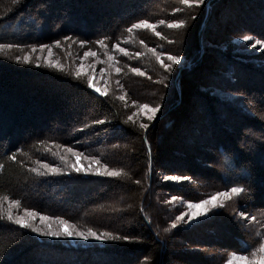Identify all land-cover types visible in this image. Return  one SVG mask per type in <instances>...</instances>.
<instances>
[{"label": "trees", "instance_id": "trees-1", "mask_svg": "<svg viewBox=\"0 0 264 264\" xmlns=\"http://www.w3.org/2000/svg\"><path fill=\"white\" fill-rule=\"evenodd\" d=\"M141 20L155 31H128ZM0 44L13 45L0 50V264H227L264 242V0H0ZM232 187L244 191L185 225L187 204ZM10 207L69 222L36 217L45 231L128 239L44 235Z\"/></svg>", "mask_w": 264, "mask_h": 264}, {"label": "snow or ice", "instance_id": "snow-or-ice-1", "mask_svg": "<svg viewBox=\"0 0 264 264\" xmlns=\"http://www.w3.org/2000/svg\"><path fill=\"white\" fill-rule=\"evenodd\" d=\"M10 2V5H17L18 3H20V0H9ZM181 3L185 6H188V7H198L200 4L204 3V0H181ZM160 24H165V21L164 20H161L159 21ZM185 24V21L184 20H171L170 22H168L167 26L169 28H180L181 26H183ZM141 27H147V28H151L153 29V31H155V25L153 24H150L147 20H141L135 24H133L129 29L128 31L129 32H132L133 29H136V28H141ZM156 35L159 36L160 35V32H156ZM67 39V37L65 38ZM244 40H249L250 37L248 36H244L243 37ZM86 41H81V44H85ZM97 44H101L102 46L104 47H107V45H104L103 41L102 40H97L96 41ZM141 43H143V41H141ZM257 43H262L260 41H257ZM55 44L57 46H59L60 44V41H55ZM255 46V45H253ZM13 45L12 44H0V50H3V49H8V48H12ZM16 47H20V45H16ZM41 49H44V48H47L48 46L46 45H40L39 46ZM112 47L114 49H118L121 53H124L125 55L128 54V49L127 48H124V47H120V45L117 43V44H113ZM32 48V52H35L36 51V45H32L31 46ZM97 53L92 51L91 49H89L88 51H85L83 53V57L84 58H87L89 56L91 57H96ZM137 55H140V53H137ZM109 59H113V57L109 56L108 57ZM15 59L17 61L21 60V57L20 56H17L15 57ZM31 59V56L30 54H27L23 57V60L28 62L30 61ZM168 59L170 61H173V62H178L181 57L180 56H174V55H169L168 56ZM157 60H160V56L158 55L157 56ZM162 64H163V61L161 60L160 61ZM57 67H60L59 64L56 65ZM163 67L165 68H168L170 69L171 68V65L170 64H163ZM101 71H103V69H101ZM117 72L120 71L119 68L116 69ZM132 71L133 72H137V73H140V69L138 68H132ZM76 76L79 77L81 75V72L80 71H77L76 73ZM141 75H143V73H140ZM89 84L90 86H94V85H91V81H89ZM97 91H100V89H97ZM121 99H124V97H120ZM133 103H135V101H133ZM142 108H148L149 106L148 105H141ZM159 106H157L156 108H151L150 111L152 112V114L154 115L155 112L157 111ZM129 119H131V117H129ZM149 119H152V116H149ZM142 127L144 128H147V125L146 124H142L141 125ZM68 152H72L73 155L75 156H81L82 153H79V152H74L71 148H68L67 149ZM62 160L64 159L63 156L60 157ZM85 159H95L94 157H84ZM11 159L15 160L16 157L15 155H13L11 157ZM37 164H40L41 161H36ZM2 167V166H0ZM43 167L45 169H50L52 172H56V171H60V169H57V168H53L51 165L49 164H43ZM71 167L75 168L76 171H81L80 168L76 167L75 163H73L71 165ZM105 168H107V166H105ZM32 171H39L38 169H32ZM106 175H110V176H118L120 175V173L116 170H112V171H105ZM165 179H172V180H181V179H186L185 177H179V176H172V177H165ZM244 191L243 188L241 187H232L224 192H217L215 193L214 196L210 197L209 200H202L200 201L201 204H208L210 202V200H215L217 197H223L224 199H227V200H231L233 198V196H238L239 194H241L242 192ZM9 198L7 196H0V210H3V201L4 200H8ZM9 205H16V206H19L20 205V201L18 200H9ZM189 208H194V207H197V205L195 204H192V203H189ZM215 206V205H214ZM219 206H224L223 205V201H221L220 205ZM7 215H8V219L10 220H14L16 224H19V225H22L23 227H26V228H31L33 231L35 232H42L44 235H49V236H72V235H76V236H82L83 238L87 239L89 236H93L97 239H102V238H112V239H128L127 236H124V237H116V236H113L112 233H108V232H104V233H96L95 231H93L92 228H88L86 231H79L76 229V226L75 225H69V230L68 231H62L60 230V228L58 227L56 230H52L50 227L45 231L44 229L36 226L33 221H35L36 217H39L41 221H45V220H55L57 222L58 225L62 226V225H65V224H69V222L67 220H64L62 217H49V216H46V215H43L41 214L40 212H37V211H34V210H30V209H27L25 208L24 209V214L28 217V219L26 220L25 219V215H18V216H13L12 215V212H11V207L7 210ZM184 214L182 213L181 214V217L183 216ZM239 215L241 217H247L249 214L245 211H241L239 213ZM181 217H177V219H180ZM251 220L255 221L256 220V217L252 216L250 217ZM259 235V234H257ZM232 259H238V260H245V261H248V264H257V262H259V264H264V242L262 243H259V246L258 248H254L251 252V255L248 256V255H241V256H238L235 252L231 253L230 254V258H229V261L227 262V264H231V261Z\"/></svg>", "mask_w": 264, "mask_h": 264}, {"label": "rangeland", "instance_id": "rangeland-1", "mask_svg": "<svg viewBox=\"0 0 264 264\" xmlns=\"http://www.w3.org/2000/svg\"><path fill=\"white\" fill-rule=\"evenodd\" d=\"M90 58H94V57L89 56L86 59H90ZM97 63H99V61L96 59V60H94L92 65L97 64ZM93 80H94V78H92V82H91V85H94V86H91L92 90L98 95H103L107 89V87H106V81L107 80L105 78H103L101 75H99V77H96L95 83L93 82ZM102 80L104 82L103 87L98 85V83H100ZM97 89H100V91H97ZM149 116H153L151 111L149 114H147V117H149ZM224 200L225 199L223 197H217L215 200H210V202L208 204L192 203V204L197 205V207H194V208H189V206H188L189 204H187L188 209H187L186 217H185V219H186L185 225L189 227L195 223H198L199 221H201L202 219H204L205 217L208 216V213L212 208L217 207L218 205H220L221 201H224ZM183 218H184V216H183ZM231 264H248V261L232 259ZM257 264H259V262H257Z\"/></svg>", "mask_w": 264, "mask_h": 264}]
</instances>
